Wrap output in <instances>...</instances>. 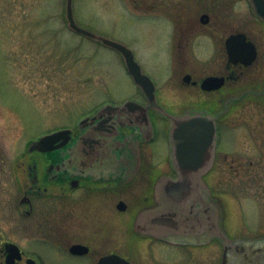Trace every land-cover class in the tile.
Returning <instances> with one entry per match:
<instances>
[{"label": "flooded vegetation", "instance_id": "flooded-vegetation-1", "mask_svg": "<svg viewBox=\"0 0 264 264\" xmlns=\"http://www.w3.org/2000/svg\"><path fill=\"white\" fill-rule=\"evenodd\" d=\"M195 3V15L191 16L173 6L162 5L155 13L151 6L144 8L147 18L163 22L162 52L170 68L162 83L144 72L154 83L158 104L169 114L200 112L216 118L214 163L203 179L225 221L222 175L230 173L233 164L222 165L230 154L221 148L222 133L228 129V113L245 96H264V88L258 91L243 83L248 69L264 60V20L254 12L250 0L246 3L253 19L247 10L233 14L229 7L213 6L211 0ZM232 46L239 54L232 55ZM254 49L255 59L245 64ZM201 62L209 66L203 68ZM135 86L140 97L131 99L147 109L151 126L135 111L122 125L118 114L109 113L103 123L99 119L81 122L108 103H124L107 102L85 114L74 126L60 128L68 129L70 136L63 147L48 152H24L19 162L23 165L27 160L28 165L26 177L23 181L19 178L17 230L14 234L1 232L0 264H46L35 243L47 247L56 264H63L59 261L63 257L70 259L71 264H100L104 259L103 264H121L119 258L129 264H195V258L201 261L195 249L216 244L221 249L216 264H222L226 250L222 240L214 238L195 244L192 239L195 176H190L186 188L175 190L182 183L177 181L183 178L184 168L174 160L170 137L173 120ZM249 90L250 94L245 93ZM157 142L162 143L161 150L155 148ZM259 165L260 182L264 173L262 160ZM259 184L257 199L263 207L264 182ZM176 235H188L190 240L184 242ZM23 237L33 241L24 245ZM253 237L264 238V233ZM258 251L264 253V246ZM256 264H264V258Z\"/></svg>", "mask_w": 264, "mask_h": 264}, {"label": "rangeland", "instance_id": "rangeland-1", "mask_svg": "<svg viewBox=\"0 0 264 264\" xmlns=\"http://www.w3.org/2000/svg\"><path fill=\"white\" fill-rule=\"evenodd\" d=\"M211 2L215 7H229L233 14L247 10L253 19L246 0ZM73 3L75 18L82 26L129 45L143 70L158 83L170 72L162 52L165 29L161 19L147 18L144 8L151 6L155 13L162 5L173 6L191 16L198 5L195 0ZM65 7L66 0H0V235L17 230L19 178L26 177L28 165L27 160L23 165L19 161L31 139L74 126L101 104L140 97L122 56L72 31ZM200 65L209 66L207 62ZM243 83L258 91L264 88V60L248 69ZM226 118L229 125L222 133L221 148L230 154L222 165L233 164V168L222 175L227 212L222 223L233 237H253L264 233V203L261 207L257 199L259 183L264 182V173L260 182L257 174L259 162L264 164V96H245ZM155 148L161 150L162 143L157 142ZM29 241L33 240L23 237L24 245ZM34 247L46 264H56L47 247L37 243ZM220 252L216 244L195 249L201 260L195 258V264H216ZM59 261L72 263L64 257Z\"/></svg>", "mask_w": 264, "mask_h": 264}, {"label": "water", "instance_id": "water-1", "mask_svg": "<svg viewBox=\"0 0 264 264\" xmlns=\"http://www.w3.org/2000/svg\"><path fill=\"white\" fill-rule=\"evenodd\" d=\"M250 1L254 12L264 20V0ZM65 18L72 31L118 51L134 82L147 95L153 106L172 118L173 125L170 137L173 142L174 160L178 166L184 168V170L182 169L183 178L177 181H182V183L177 184L175 186L177 189L175 190L186 188L185 183L188 182L190 176H195V238H192L195 244L208 243L214 238L222 240L226 247L222 264H256L258 261H263L264 256L262 255L264 253L259 252L258 248L264 246V238H230L223 229L222 210L210 198V190L203 179V175L208 172L214 163L217 135L216 118L211 114H202L200 112L195 113V115L185 114L183 116L169 114L158 104L154 93V83L149 75L144 72L131 47L121 40L107 37L82 26L75 18L73 0H66ZM234 39L235 37L230 39L231 43H233ZM251 49H253L252 46ZM231 52L232 55L239 54L233 46ZM248 57L247 60H244L247 65L251 64L255 59V49L252 50ZM250 92L252 91L249 90L245 93L248 94ZM238 98L240 99L241 97ZM134 111L141 115L142 121L148 126L152 125L147 109L143 108L138 101L132 99L125 101L121 105L108 103L97 114L91 118H85L81 122L99 119V123H103L105 114L109 113L110 115L118 114L119 124L122 125L126 122L125 118L135 115ZM116 130H118L117 127ZM68 133V129H61L44 134L38 139L31 140L27 150L29 152H48L59 149L69 141L70 136ZM181 230H185V228L182 227ZM183 233L186 232L183 231ZM177 239L187 242L190 240V236H177ZM9 245L16 246L13 243H9ZM119 259L121 264H129L124 259ZM104 261L105 259L100 264H103Z\"/></svg>", "mask_w": 264, "mask_h": 264}]
</instances>
